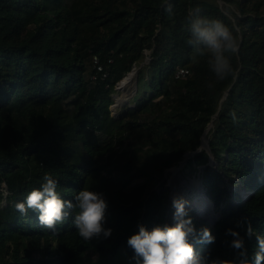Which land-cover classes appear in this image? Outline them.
<instances>
[{
	"label": "trees",
	"instance_id": "1",
	"mask_svg": "<svg viewBox=\"0 0 264 264\" xmlns=\"http://www.w3.org/2000/svg\"><path fill=\"white\" fill-rule=\"evenodd\" d=\"M170 2L171 15L165 0H0V264H135L127 239L140 225H172L168 171L191 153L181 173L199 175L217 215L190 209L216 238L192 241L196 253L232 259L229 228L249 258L257 251L236 225L264 235V0ZM196 6L238 38L222 81L186 43ZM134 68L135 107L115 115L117 85ZM45 173L74 204L84 188L103 192L111 237L84 241L75 210L56 231L19 213Z\"/></svg>",
	"mask_w": 264,
	"mask_h": 264
},
{
	"label": "clouds",
	"instance_id": "2",
	"mask_svg": "<svg viewBox=\"0 0 264 264\" xmlns=\"http://www.w3.org/2000/svg\"><path fill=\"white\" fill-rule=\"evenodd\" d=\"M164 11L173 14L170 0H165ZM187 25L189 36L186 43L194 54L207 57L209 69L218 81L228 78L233 73L231 57L239 52L238 38L233 31L220 19L203 15L199 6L190 10ZM42 180L39 188H33L22 202L16 203L15 208L19 213L27 215L31 210L37 214L41 226L56 231V226L68 220L75 210L72 223L84 241L111 237L113 229L105 227L109 203L103 192L84 188L74 197V204L61 197L57 191L58 181L50 174L45 173ZM172 207V225H157L151 231L140 225L139 231L127 239V246L134 253L131 259L135 264H264V235L256 234L250 221L246 224L237 222L236 227H244L248 238L256 236L257 251L249 258L244 236L229 228L225 236L231 237L229 247L236 255L230 260L223 259L212 257L210 253H196L192 241L212 244L216 238L209 227H195L189 215L191 201L175 195L172 197Z\"/></svg>",
	"mask_w": 264,
	"mask_h": 264
},
{
	"label": "rangeland",
	"instance_id": "3",
	"mask_svg": "<svg viewBox=\"0 0 264 264\" xmlns=\"http://www.w3.org/2000/svg\"><path fill=\"white\" fill-rule=\"evenodd\" d=\"M137 71L138 68H135V71H133L134 72V76L132 78L133 81L131 79L130 84L127 86V88H122L120 86L121 82L117 85L119 94L115 96V103L111 106V110L113 111V114L120 115L121 113H123L122 110L127 106L135 107V104L131 102V99L136 94ZM205 149L208 150V147ZM195 155L196 153L188 154L185 157V159L181 162L179 167L173 168L170 171H168L169 174L167 178V185L171 190L170 198L172 200L173 196L179 195L184 197L185 199H188L189 201H191L190 209L191 211L195 212L196 216H202L206 220L213 221V218H216L217 215L214 213L212 202L206 197L205 192L203 191L202 182L199 178V175H196L194 177H188V176L185 177L181 173L187 161L191 157H194ZM209 164L214 166L212 158ZM202 169L203 168L201 167L200 170ZM184 188L189 189V192L185 193V195H184V191H185ZM198 202L204 204L206 203L205 206H207V209H205V206L204 208L200 209Z\"/></svg>",
	"mask_w": 264,
	"mask_h": 264
},
{
	"label": "bare ground",
	"instance_id": "4",
	"mask_svg": "<svg viewBox=\"0 0 264 264\" xmlns=\"http://www.w3.org/2000/svg\"><path fill=\"white\" fill-rule=\"evenodd\" d=\"M133 76H134V72H133L131 75H129L125 80H123V81L120 83V86H121L122 88H127V86L130 84V81H131V79L133 78ZM132 81H133V79H132ZM131 84H132V83H131ZM201 147H202V148H207V144H206L205 137H204V139H203V142H202ZM200 149H201V148H200ZM203 202H204V201H203ZM198 204H199V208H200V209L204 208V206L206 205V203L204 204V203H200V202H198ZM205 209H207V206H205ZM206 212H207V211H206Z\"/></svg>",
	"mask_w": 264,
	"mask_h": 264
},
{
	"label": "built area",
	"instance_id": "5",
	"mask_svg": "<svg viewBox=\"0 0 264 264\" xmlns=\"http://www.w3.org/2000/svg\"><path fill=\"white\" fill-rule=\"evenodd\" d=\"M134 71H135V68H134ZM188 71L185 70V69H180L177 73V77H181V78H184L188 75Z\"/></svg>",
	"mask_w": 264,
	"mask_h": 264
},
{
	"label": "water",
	"instance_id": "6",
	"mask_svg": "<svg viewBox=\"0 0 264 264\" xmlns=\"http://www.w3.org/2000/svg\"><path fill=\"white\" fill-rule=\"evenodd\" d=\"M125 79H126V78H125ZM125 79H123V80H125ZM123 80H122V81H123ZM122 81H121V82H122ZM136 83H137V82H136ZM212 127H213V125L211 124V125L209 126V129L212 128ZM209 129L206 131L205 135L208 133ZM205 135L203 136V138L205 137ZM204 150H207V149H204ZM208 150H209V143H208ZM199 151H201V149H199ZM199 151H198V152H199Z\"/></svg>",
	"mask_w": 264,
	"mask_h": 264
}]
</instances>
